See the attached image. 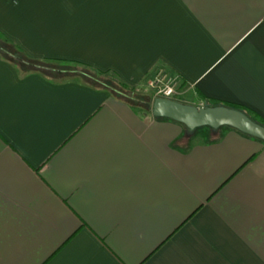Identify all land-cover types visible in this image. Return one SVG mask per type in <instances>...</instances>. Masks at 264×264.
Returning a JSON list of instances; mask_svg holds the SVG:
<instances>
[{"label":"crops","instance_id":"1","mask_svg":"<svg viewBox=\"0 0 264 264\" xmlns=\"http://www.w3.org/2000/svg\"><path fill=\"white\" fill-rule=\"evenodd\" d=\"M0 34L42 64L0 53V264H264V140L152 112L164 72L264 120V0H0Z\"/></svg>","mask_w":264,"mask_h":264},{"label":"water","instance_id":"2","mask_svg":"<svg viewBox=\"0 0 264 264\" xmlns=\"http://www.w3.org/2000/svg\"><path fill=\"white\" fill-rule=\"evenodd\" d=\"M152 112L155 116L180 122L189 130L204 126L212 128L230 126L264 140V126L253 121L243 111L223 105L195 106L171 98L157 97L154 99Z\"/></svg>","mask_w":264,"mask_h":264},{"label":"rangeland","instance_id":"3","mask_svg":"<svg viewBox=\"0 0 264 264\" xmlns=\"http://www.w3.org/2000/svg\"><path fill=\"white\" fill-rule=\"evenodd\" d=\"M3 45V44H2ZM9 47V46H8ZM7 51H8V54H6L7 55V57L10 59V60H12L15 64H17L21 69H25V70H29V69H31V70H41L40 68H41V66H42V64L41 63H39V62H32L31 60H28V59H26V58H24L21 54H19V52L17 51V49H15L14 47H10V50L9 49H7ZM4 52V51H3ZM52 66H54V67H59V66H55V65H52ZM70 69H72V68H70ZM73 71H70V70H67L66 71V73H68V72H74V69H72ZM65 72V71H64ZM64 72H63V74H64ZM84 79L87 81V80H89V81H91V82H96V78L95 77H93L92 75H87V73H84ZM109 86H110V88L112 89V90H115V87H114V85L112 84V83H109L108 84ZM176 86L178 87V88H176L177 89V91L180 89V85H179V83L178 84H176ZM116 92H119L120 94H122L123 96H126V95H128V93H125L124 91H122V92H120V91H116ZM147 96H148V98H147V100H148V103H149V106H150V104L153 102V97L151 96V94L150 93H148L147 94ZM202 106H204V105H202Z\"/></svg>","mask_w":264,"mask_h":264},{"label":"trees","instance_id":"4","mask_svg":"<svg viewBox=\"0 0 264 264\" xmlns=\"http://www.w3.org/2000/svg\"><path fill=\"white\" fill-rule=\"evenodd\" d=\"M10 47H13V45L0 34V53L3 56H5L6 58H8L6 55V54H8L7 49L10 50ZM219 105H223V106H226L229 108L241 110L244 113H246L253 121L260 124L261 126H264V120L259 115H257L256 113H254L253 111H251L250 109H248L247 107H244L242 105L235 104V103H229V102H220V101H206V103H205V106H211V107L219 106Z\"/></svg>","mask_w":264,"mask_h":264},{"label":"built area","instance_id":"5","mask_svg":"<svg viewBox=\"0 0 264 264\" xmlns=\"http://www.w3.org/2000/svg\"><path fill=\"white\" fill-rule=\"evenodd\" d=\"M156 94L163 98H173L177 94V80L164 72H159L155 77Z\"/></svg>","mask_w":264,"mask_h":264}]
</instances>
